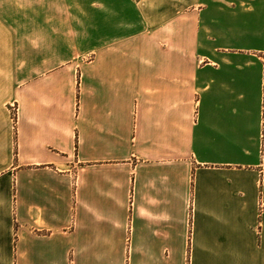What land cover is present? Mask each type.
Masks as SVG:
<instances>
[{
	"label": "crops",
	"instance_id": "obj_1",
	"mask_svg": "<svg viewBox=\"0 0 264 264\" xmlns=\"http://www.w3.org/2000/svg\"><path fill=\"white\" fill-rule=\"evenodd\" d=\"M0 264H264V0H0Z\"/></svg>",
	"mask_w": 264,
	"mask_h": 264
},
{
	"label": "built area",
	"instance_id": "obj_2",
	"mask_svg": "<svg viewBox=\"0 0 264 264\" xmlns=\"http://www.w3.org/2000/svg\"><path fill=\"white\" fill-rule=\"evenodd\" d=\"M13 113H14V109H13Z\"/></svg>",
	"mask_w": 264,
	"mask_h": 264
}]
</instances>
